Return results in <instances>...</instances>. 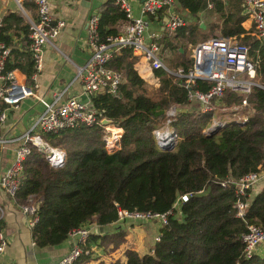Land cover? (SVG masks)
Wrapping results in <instances>:
<instances>
[{
	"label": "trees",
	"instance_id": "16d2710c",
	"mask_svg": "<svg viewBox=\"0 0 264 264\" xmlns=\"http://www.w3.org/2000/svg\"><path fill=\"white\" fill-rule=\"evenodd\" d=\"M173 1L186 23L166 31L159 42L167 68L187 71L192 66L188 43L217 35L235 37L237 43L247 46L256 82L264 86V41L253 35L255 27L248 32L242 26L248 12L241 0ZM97 11L98 41L116 36L127 21L116 0H104ZM204 13L217 19L205 20L203 29ZM9 32L18 38L23 33L28 41L29 25L9 12L2 19L0 35L11 47L6 69H19L28 77L34 72L31 55L28 50L18 52ZM136 60L129 47L116 52L106 63L121 74L116 93L91 97L98 119L105 117L121 128L116 149L106 148L103 124H82L42 133L48 144L65 152L61 166H51L36 147L24 160L15 202L22 205L33 200L35 204L34 244L56 246L73 229L112 225L111 231H90L84 241L77 242L81 253L72 264H264V250L245 257L242 241L250 225L264 229V188L252 199L241 198H248L249 203L240 218L233 183L259 171L264 162V89L256 86L247 96V120L212 124L215 111L226 109L231 114L230 109L240 105L244 96L226 90L212 100L211 110L203 111L198 102L188 99L184 78L155 69L159 84L151 86L135 70ZM210 84L195 81L201 91ZM170 107L176 108L170 122L175 138L168 148H162L153 131L166 120ZM120 210L168 213L167 223L160 227V237L149 251L140 254L126 249L123 259L106 260L103 257L125 239L119 224L127 218L120 219Z\"/></svg>",
	"mask_w": 264,
	"mask_h": 264
},
{
	"label": "built area",
	"instance_id": "2783aa9c",
	"mask_svg": "<svg viewBox=\"0 0 264 264\" xmlns=\"http://www.w3.org/2000/svg\"><path fill=\"white\" fill-rule=\"evenodd\" d=\"M30 1L35 6L36 16L30 17L25 11V2ZM55 1L72 3L76 0H15L17 6L24 14L26 23L29 25L27 50L33 61L34 72L27 78H22L15 70H7L6 62L11 55V47L0 39V190L10 199L15 201L16 192L20 184V176L23 163L30 154L32 147L43 151L51 166L59 167L65 159V152L48 144L42 137V133L55 132L62 128L79 125L91 126L102 123L105 118L98 119L97 111L92 107L91 97L99 93L115 94L121 80V74L106 66V63L121 48L129 47L132 53L143 59L147 68L152 72L155 69H164L166 72L185 79L184 85L188 89V99L198 102L203 111L211 110L212 100L223 96L226 90L240 93L244 96L240 107L247 106V96L254 87H262L256 82V69L249 57L248 48L236 42L235 37L213 36L193 45L190 49L192 66L184 71L181 68L170 70L165 66L160 56L159 40L162 36L160 29L149 30L150 21H155L168 31H175L186 23V18L175 8L173 0H142L139 9H136L130 0H116V4L124 12L127 21L122 24L116 36H110L106 41H98L97 27L99 20L98 11L89 14L87 22V49L89 57L85 64L78 68V79L82 87V95L67 97L61 102H48L39 92L37 81L39 71L43 64V48L52 44L65 26L62 18H56L51 8ZM247 8H251V14L255 30L253 35L264 41V0H241ZM208 8H212V2H208ZM2 17H0V35ZM211 82L206 91L195 87L196 80ZM148 82L158 86L159 78L152 76ZM195 87V88H194ZM33 99L41 103L43 110L37 115L35 123L19 136L6 138L1 134V128L7 120V111L15 109L25 99ZM4 105L2 108L1 105ZM176 108L170 107L167 118L161 126L155 129L154 135L158 144L172 143L175 133L170 126L171 117ZM238 118H236V116ZM235 120L245 121L249 117L247 113H234ZM104 125L102 139L106 148L112 151L117 148L122 131L116 124L110 122ZM163 128V130H161ZM12 143L11 161L3 166L6 157L3 155V147ZM260 170L245 174L234 180L235 192L238 200L235 203L236 216L243 217L248 206L249 199H241L248 196L253 185L258 182L264 171V162ZM183 200L187 196H182ZM24 215L30 216L29 226L32 227L37 221L35 204L30 200L27 204L19 205ZM4 215V209L0 205V220ZM167 215L151 212H138L120 210V219L132 218L140 220L155 219L161 226L167 223ZM90 229L79 228L69 232V237L76 242L84 241ZM160 237L157 234L155 240ZM243 254L250 257L260 245L264 244V229L257 225H250L248 232L243 234ZM7 246V239L0 230V255ZM81 253L76 245L65 255L52 264H72L74 259Z\"/></svg>",
	"mask_w": 264,
	"mask_h": 264
},
{
	"label": "crops",
	"instance_id": "0c3cea01",
	"mask_svg": "<svg viewBox=\"0 0 264 264\" xmlns=\"http://www.w3.org/2000/svg\"><path fill=\"white\" fill-rule=\"evenodd\" d=\"M103 1L104 0H76L72 3L63 1H55L53 3L51 8L52 14L56 18H62L65 21V26L60 31L59 35L53 40L52 44L45 45L43 48V64L41 70L39 71L37 81L39 84V92H41L46 101L61 102L72 95L81 96L82 87L77 74L78 68L83 66L89 57V50L87 49L86 42L88 35V17L92 11L98 10ZM141 1L142 0H130L131 4L136 9L140 8ZM87 2H89L88 7L85 5ZM0 6H2L1 3ZM31 6L33 5L31 4ZM31 6L25 5V11L30 17H35V6ZM5 7L6 11H3ZM9 12L16 13L26 23L23 18L24 14L21 10L19 9L18 12L11 10L9 2L6 5H3V7H0V17H2V19ZM247 12L248 16L242 23V26L249 32V30H253L254 22L250 7L247 8ZM207 19L208 18L204 13L201 18V23L204 24V21ZM210 19L213 20V17L211 16L209 20ZM158 29L161 30L162 36H164V33L168 31L162 26L160 27L158 22L153 20L150 21L149 30ZM9 34L13 42L16 43L18 52L26 54L27 41L24 40V34L20 33L19 38L11 32H9ZM162 36L160 40L162 39ZM195 44L188 43V47L191 49V47ZM134 68L139 76L147 82L148 79H151L154 75L153 71L151 72L147 68V65L140 57H137V60L134 63ZM15 70L22 78H27L26 74L21 70ZM81 98L85 99V96L82 95ZM42 110L43 106L41 103L34 102V100L30 98L23 100L17 108L9 109L7 111V120L1 128V134L6 138L19 136L29 129L30 126L28 125V119L30 115L33 114L34 116H37ZM230 116L232 115L230 114ZM232 120H235V118L233 117ZM13 147L14 145H12V143L4 145L3 155L6 159L4 160L5 162L3 163V166H7L11 161ZM263 188L264 171L262 172V176L258 182H256L249 190V199H252L254 195ZM0 205L4 209L0 230L4 233L7 239V246L4 252L0 255V264H52L60 257L68 253L76 245L77 242L75 239L69 237L56 246H46L43 248L37 247L33 242L31 227L28 223L30 216L22 213L19 207L20 204L8 198L0 190ZM120 222L121 223L119 225H121L126 232L125 239L117 250L112 252L109 256L103 257L106 260H115L117 258L123 259V253L126 249L136 250L140 254L149 251L154 243L153 241L156 234L159 233L161 227L159 222L155 223V226L158 227V231L155 235H153V240L148 242L143 238L145 236L144 233L146 232V229L142 230V228L133 224L127 225V223H124L125 220H120ZM132 228L133 230L135 229L136 232L133 231ZM112 229V225H93L90 228V230L95 233H105L111 231ZM131 235H133V237L138 236L140 238H135L134 243H130L131 241L129 240V237ZM145 242L148 247H145ZM92 249L96 250V247L93 246ZM262 250H264V244L257 248V252Z\"/></svg>",
	"mask_w": 264,
	"mask_h": 264
},
{
	"label": "rangeland",
	"instance_id": "374dc122",
	"mask_svg": "<svg viewBox=\"0 0 264 264\" xmlns=\"http://www.w3.org/2000/svg\"><path fill=\"white\" fill-rule=\"evenodd\" d=\"M8 2H9V7L11 10L16 11V12L19 11V8H18V6L14 0H1L0 3L2 6H0V7H3V5H6ZM4 10L6 11V7H5V9H3V11ZM212 17H213V20L212 19H210V20L214 22L216 20V17L215 16H212ZM23 18H24V16H23ZM24 20H25V18H24ZM210 20L208 18L206 21H210ZM215 34H218V28H215ZM188 52L190 53V48L188 49ZM147 83L151 86H156L153 83H150V82H147ZM225 110L226 109H221L220 111H215L214 116L212 118V121H213L212 124H215V123H218L221 121L223 122L226 120H232V118L234 117V113H239V114L240 113L241 114L247 113V110H244V108H242L240 106L233 107L232 109H230L232 116H230V113H225L226 112ZM235 116H236V118H238L237 115H235ZM36 117L37 116H34L33 114L30 115V117L28 119V125L29 126H32L35 123ZM236 120H238V119H236ZM161 130H163V128H161ZM157 222H159V221H157L155 219L145 221V220H140V219L127 218L124 223H127V225H129V224L136 225L139 228H142V230L146 229V232L145 233L143 232L145 234V236L143 238L145 239V241L150 242V240H153V235H155L158 231V227L155 226L156 225L155 223H157ZM151 224H153V225H151ZM132 230H133V228H132ZM133 231L136 232L135 229ZM156 236H157V234H156ZM135 238H140V237H138V236L133 237V235H131L129 237V240L131 241L130 243H134ZM154 241H156V240L154 239ZM145 247H148V246H146V242H145Z\"/></svg>",
	"mask_w": 264,
	"mask_h": 264
},
{
	"label": "water",
	"instance_id": "95a60500",
	"mask_svg": "<svg viewBox=\"0 0 264 264\" xmlns=\"http://www.w3.org/2000/svg\"><path fill=\"white\" fill-rule=\"evenodd\" d=\"M85 5H87V7H88V6H89V2H87ZM200 26H201L202 28H205V25H204L203 23H201ZM110 122H111V120H110V119H107V118H104V119L102 120V123H103V124H108V123H110ZM170 144H171V143H164V144H160V146H161L162 148H168Z\"/></svg>",
	"mask_w": 264,
	"mask_h": 264
}]
</instances>
